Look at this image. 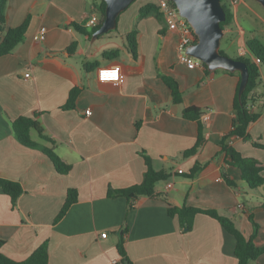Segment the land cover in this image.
<instances>
[{"label":"crops","instance_id":"crops-1","mask_svg":"<svg viewBox=\"0 0 264 264\" xmlns=\"http://www.w3.org/2000/svg\"><path fill=\"white\" fill-rule=\"evenodd\" d=\"M6 1L5 29L26 19L29 25L24 41L0 58V178L23 189L14 208L0 191L2 255L23 262L46 242L48 264H110L121 259L117 243L123 235L128 264H238L235 238L216 220L197 214L191 230L185 231L177 217L168 215L169 206L215 211L231 220L246 240L252 238L254 246L264 247V183L250 189L238 169L225 165L218 146L232 129L236 75L207 73L203 65L187 67L177 51L178 32L167 30L154 15L138 18L152 0H135L118 17L116 29L94 41L70 25L91 29L88 19L98 16L93 0ZM134 25L136 59L126 42ZM41 28L45 40L34 42ZM244 32L239 28L238 33ZM73 43L75 50L68 54ZM245 49V59L253 62ZM112 51L117 57H103ZM112 70L121 80L100 78ZM163 77L178 83L180 103L173 102ZM260 80L254 91L259 100L249 107L259 118L247 132L253 142L263 144V68ZM74 86L83 90L74 107L64 110ZM188 107L201 112L205 143L183 158L197 137V123L182 116ZM19 117L38 121L52 142L41 140L34 130L31 139L52 148L70 166L67 174L58 173L41 151L17 142L12 122ZM225 143L264 167V150L236 137ZM144 155L155 171L170 174L168 181L155 184V197H109L108 190L143 182ZM196 164L203 168L187 178ZM68 190H75L77 199L55 222ZM104 232L107 236L101 238ZM250 264H264V254Z\"/></svg>","mask_w":264,"mask_h":264},{"label":"trees","instance_id":"trees-1","mask_svg":"<svg viewBox=\"0 0 264 264\" xmlns=\"http://www.w3.org/2000/svg\"><path fill=\"white\" fill-rule=\"evenodd\" d=\"M94 8L99 16V24L91 29H86L85 27L70 22V25L78 32L83 35L91 38L93 33L96 32L103 21L104 12H105V2L104 0H93ZM221 1V6L225 12V21L220 24V27L225 29V27L230 26L233 22L234 15L231 9ZM6 0H0V58L6 55H9L13 50L24 41L25 33L27 31L29 20L26 19L20 26L10 29H5V7ZM149 15H154L159 23H163V19L158 9L154 4H146L139 10V19L145 18ZM137 29L134 25L133 29L126 35L127 48L133 59L137 58ZM161 34L163 31L160 32ZM100 37V36H99ZM98 37V38H99ZM196 41V37H195ZM247 50L250 52L253 58L259 61V64H256L250 60L246 59H237L244 62L248 68V81L246 88L243 91L241 97L238 95V87L240 83L239 73H230L223 71L229 75H236L239 78L235 96L233 99V113L234 118L232 122L231 131L223 137L219 142L218 146L221 153L225 155V165L234 167L239 170L241 180L245 181L250 189H257L261 187L264 183V178L261 173L264 170V167L259 164L258 161L250 158H244L242 155L232 146H229L225 143L226 139L229 137H236L242 139L245 142H251L252 146L261 150H264V143L253 142L252 138L247 132L248 126L251 123H254L258 118L259 114L253 112L249 107L253 103L259 100V97L254 94V91L260 84V68L264 69V45L257 38H249L245 42ZM76 44H71L67 49L68 54H72L75 50ZM220 53L225 55L221 50ZM118 52H105L103 57L105 58H115L117 57ZM204 66V65H203ZM92 67V66H91ZM205 71H209L204 66ZM85 69L88 71L89 66L85 65ZM164 84L170 89L171 95L174 103L181 102V92L179 89L178 83L170 78H162ZM83 90L80 86H74L68 95L67 101L62 109H72L75 105V101L78 95ZM182 116L186 120L194 121L197 123V137L194 146L185 151L182 154L183 158H188L195 155L199 149L204 145L205 138L203 135V128L200 123L201 112L198 108L188 107L183 110ZM137 127V126H136ZM34 130L38 137L41 140L46 142H52L47 136L43 134V129L38 123V121L27 118L19 117L12 122V131L13 136L22 146L36 149L41 151L47 158L52 162L56 171L60 174H67L70 170V166L64 164L58 156L53 152L52 148L41 145L33 141L30 137V132ZM144 160L147 166V171L144 176V180L141 184L131 186L129 188L121 190H108L109 197H124L127 200H134L138 197L145 196L149 198L155 197L154 187L155 184L160 181H168L170 174L165 173L164 171H155L151 165V159L144 155ZM202 165L196 164L186 175L187 178H193L201 169ZM224 180L227 185L230 187L234 186V182L231 181L224 173H222ZM0 191L7 195L10 198L11 206L14 208L16 206L17 199L23 194V189L21 185L17 182L10 181L7 179L0 178ZM77 193L75 190H68L66 201L60 210L55 222L61 219L68 208L76 201ZM264 207V204H263ZM197 214H204L214 220H216L221 227L226 230L230 235L235 238V249L234 254L238 260V264H250L252 261H255L258 257L264 254V247H256L252 243V238L246 240L243 235L235 228L233 222L228 218L219 216L215 211H204L196 208L190 207H181L174 208L168 207V215L170 217H177L180 225L185 231H190L192 228L193 218ZM254 231L258 229V226L253 223ZM124 233V232H123ZM123 235L120 236L117 243V250L122 259V264H128L126 254L123 249ZM3 242L0 241V247ZM0 264H48V255H47V244L46 242L42 243L33 253L23 262H14L0 253Z\"/></svg>","mask_w":264,"mask_h":264},{"label":"water","instance_id":"water-1","mask_svg":"<svg viewBox=\"0 0 264 264\" xmlns=\"http://www.w3.org/2000/svg\"><path fill=\"white\" fill-rule=\"evenodd\" d=\"M135 0H104L105 12L100 28L91 40L114 31L117 19ZM179 15L184 18L196 37V42L186 49V54L202 63L209 72L223 70L239 73L238 95L241 97L248 81V68L240 60L220 53L224 31L220 24L225 12L220 0H172ZM264 8V0H254Z\"/></svg>","mask_w":264,"mask_h":264},{"label":"rangeland","instance_id":"rangeland-1","mask_svg":"<svg viewBox=\"0 0 264 264\" xmlns=\"http://www.w3.org/2000/svg\"><path fill=\"white\" fill-rule=\"evenodd\" d=\"M222 1L234 13V18L232 24L224 29L220 50L232 59H245L247 51L244 41L251 34L250 38H257L264 45V8L254 0ZM239 28L245 31L244 35L238 33ZM253 62L256 63L255 60Z\"/></svg>","mask_w":264,"mask_h":264},{"label":"built area","instance_id":"built-area-1","mask_svg":"<svg viewBox=\"0 0 264 264\" xmlns=\"http://www.w3.org/2000/svg\"><path fill=\"white\" fill-rule=\"evenodd\" d=\"M152 4L158 9L159 13L162 16L163 22L167 30L177 31L179 35V40L177 43V51L180 54L182 62L189 68H194L200 65H203L198 60L190 57L186 54V49L193 45L195 41V35L193 30L187 23V21L179 15V12L174 5L172 0H152ZM99 24V18L96 15H91L86 23V27L94 28ZM46 31L41 28L36 36L33 38L34 42L40 43L45 40ZM256 64H259L257 59H254ZM100 78L102 80H121L119 72L112 70L110 72H104L101 74ZM86 114H89V111H86ZM172 185L170 183L166 184V188L170 189ZM107 233L104 232L101 234V238H106ZM110 264H122V259L112 260Z\"/></svg>","mask_w":264,"mask_h":264}]
</instances>
